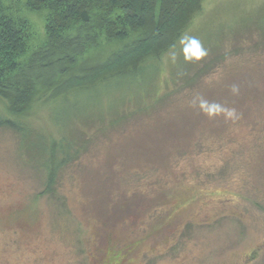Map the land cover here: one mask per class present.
<instances>
[{
	"label": "rangeland",
	"instance_id": "374dc122",
	"mask_svg": "<svg viewBox=\"0 0 264 264\" xmlns=\"http://www.w3.org/2000/svg\"><path fill=\"white\" fill-rule=\"evenodd\" d=\"M261 9L264 0H205L185 35L204 29L220 31L214 40L225 61L216 75L201 81L194 88L197 92L173 93L159 110L148 108L154 100L149 105L142 101L140 105L148 106L144 113L114 121L119 131L130 121L125 140L114 128L104 134L95 126L88 131L84 126L86 149L77 163L63 167L52 197H38L44 188V171L32 166L17 134L0 129V264H98L92 254L100 248L110 250V243L103 241L106 233L95 221L93 204L106 198L109 190L126 191L143 203L134 223L124 221L113 237L133 248L128 260H118L121 264H247L250 257L255 259L252 264H264V46L260 43L259 49H253L254 35L245 42V35L262 30L249 25L252 31H241L244 36L231 40L239 29L237 20L246 16L251 20ZM0 17L20 25L27 34V51L17 60L25 64L47 40L50 11L33 10L27 0H0ZM98 21L93 19L82 29L98 34L99 44L82 53L74 74L103 64L138 36L139 32H130L125 39H108ZM78 28L68 33L76 34ZM176 54L170 51L162 58L167 69ZM161 80H155V85ZM251 83L255 88L250 91ZM242 88L257 100L246 102ZM163 90L168 92L166 86ZM219 94L231 100L224 97L233 115H224L218 126L212 123L214 116L210 121L197 119L207 112L199 99ZM44 98L36 100L27 120L59 140L53 104ZM81 99L84 112H99L106 119L118 112L109 97L91 103L86 95ZM184 114L189 119L187 131L172 139L166 131L174 125L173 116L178 119ZM142 120L146 131L135 129ZM107 205L103 210L112 202ZM169 215L174 219L167 221ZM94 232L99 236L97 244H93ZM150 234H155L153 241L148 239Z\"/></svg>",
	"mask_w": 264,
	"mask_h": 264
},
{
	"label": "trees",
	"instance_id": "16d2710c",
	"mask_svg": "<svg viewBox=\"0 0 264 264\" xmlns=\"http://www.w3.org/2000/svg\"><path fill=\"white\" fill-rule=\"evenodd\" d=\"M27 1L33 10L46 8L50 11L45 30L47 40L30 55L25 64L21 65L17 60L18 56L27 51L24 42L27 34L20 25L0 17V100L3 103L0 105V129H9L17 134L20 147L25 155L30 157L32 166L44 171V188L38 197L56 195V183L61 170L66 165H74L80 159L79 154L86 149L84 142L88 140L87 132L83 130L84 126L89 127L86 131L95 126L97 132L107 134L114 128L113 122L121 117H124L122 120L128 121L135 113H144L145 109L150 107V110H159V106L173 93L197 92L198 90L194 88L205 78L216 75L221 63L225 61V55L216 50L217 44L214 40V36L220 34L219 30H216V33L204 29L202 33L192 35L198 38L207 50V55L199 61L186 60L183 45L180 47V37L185 35L196 14L201 12L205 0ZM114 12L120 14L112 19ZM93 19L99 20V26L101 29L104 28L108 39H125L130 32L135 34L139 32L138 36L103 64L92 66L81 74H74L72 70L82 53L99 44L98 34L82 30L90 26ZM237 23L239 29L231 40L244 36L240 34L241 31H252L249 29V25H252V29L256 26L258 31H262L245 35V42L247 43L250 36L254 35L251 38L254 40V44H251L253 49H259L260 43L264 46V9L251 20L246 16L238 19ZM74 26L79 27L77 33H68ZM170 51L177 54L168 70L162 58ZM157 79H162L160 81L162 85H155L154 81ZM241 82L243 87H246L245 81ZM165 86L169 93L163 90ZM252 87L255 88L251 83L250 91ZM242 92L246 102L257 100L256 95L251 92L246 93L243 88ZM83 95L88 97L89 100L86 102L89 103L95 99L111 98L110 102L116 105L117 114L106 119L104 115H99V112L96 114L84 112L81 107ZM212 95L206 97L207 100L204 99L208 105L216 104L222 109L228 108L231 100L226 95L219 94L217 97ZM39 97L41 99L46 97L45 101L53 104L52 118L59 128V140L46 134L42 129L35 128L27 120ZM224 97L229 100L228 104ZM151 100L155 103L147 106L148 108L144 107V104L149 105ZM142 101L143 106L140 105ZM121 106H125L122 111ZM226 114L221 111L212 115L214 116L212 123L220 125L219 122L224 121ZM186 116L188 115L184 114L178 119L173 116L174 125L170 128L171 131H166L169 137L173 139L185 133L186 127L189 126V119ZM198 116L197 119L201 118L200 120L202 118L211 120L207 112ZM129 123L130 121L120 131L113 129L117 134H122L121 140H125L124 135H128ZM135 129H147L145 120L140 121ZM157 136V139H160L162 135ZM159 142L161 141L155 142V146ZM123 155L124 160L128 162L129 155L126 153ZM148 163L149 167H153L149 153ZM133 173L137 175L135 170ZM121 191L113 193L109 190L106 198L96 203L97 205L93 204L96 210L93 213L96 215L95 221L102 232L106 233L105 238L102 237L103 241L110 243V250L100 248L98 252L92 254L98 264L114 262L121 264L124 259L128 260L130 252H133V248L114 241L113 237L120 233L124 221L134 223L135 218L143 212L141 210L143 203L140 201L141 197H138L137 201L134 195L129 197L126 191L124 193ZM110 201L112 202L110 208L107 211L103 210ZM63 203L60 205L64 206ZM172 215L167 216V221L174 219ZM94 233L96 242L93 244H97L99 236L97 232ZM154 236L155 234H150L148 239L153 241ZM115 243L116 247L113 248ZM120 245L122 246L118 247ZM113 249L119 251L115 252ZM254 260L250 257L247 264H252Z\"/></svg>",
	"mask_w": 264,
	"mask_h": 264
},
{
	"label": "clouds",
	"instance_id": "9594fccd",
	"mask_svg": "<svg viewBox=\"0 0 264 264\" xmlns=\"http://www.w3.org/2000/svg\"><path fill=\"white\" fill-rule=\"evenodd\" d=\"M180 43L183 45V53L186 60H196L199 61L207 55V50L202 46L201 41L193 36L182 35L180 37ZM190 54V55H189ZM200 107L207 110V114L212 116L218 114L221 111L227 113L228 116L233 115L231 110L222 109L219 105L212 104L208 105V102L201 99Z\"/></svg>",
	"mask_w": 264,
	"mask_h": 264
}]
</instances>
